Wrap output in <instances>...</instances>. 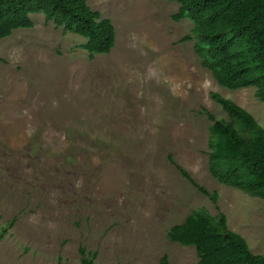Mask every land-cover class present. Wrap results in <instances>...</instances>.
<instances>
[{"label": "rangeland", "instance_id": "rangeland-1", "mask_svg": "<svg viewBox=\"0 0 264 264\" xmlns=\"http://www.w3.org/2000/svg\"><path fill=\"white\" fill-rule=\"evenodd\" d=\"M86 1L114 25L108 53L89 59L84 37L41 12L0 39V264H81V247L91 264H199L166 236L197 208L264 256V200L210 175L200 113L230 120L214 91L264 128L255 87L217 83L195 39L180 41L192 23L172 19L176 1Z\"/></svg>", "mask_w": 264, "mask_h": 264}, {"label": "trees", "instance_id": "trees-1", "mask_svg": "<svg viewBox=\"0 0 264 264\" xmlns=\"http://www.w3.org/2000/svg\"><path fill=\"white\" fill-rule=\"evenodd\" d=\"M171 1L179 4L172 19L186 18L192 23L191 32L180 41L195 39L193 50L217 83L229 89L254 86V95L264 102V0ZM38 12L63 31L84 37L81 46L89 59L108 53L114 45L111 19L86 0H0V39L14 29L32 27L30 14ZM209 96L230 118L200 109L210 121L206 152L210 175L264 200V128L234 101L214 91ZM232 119L240 122L241 132ZM176 168L197 191L217 201L216 191L198 184L179 165ZM166 236L172 242L192 245L199 264H264V256L253 253L244 237L228 228L222 212L212 215L204 208L193 209L182 222L170 226ZM80 253L81 264H91L95 253L85 256L82 247ZM159 264H168L165 254Z\"/></svg>", "mask_w": 264, "mask_h": 264}]
</instances>
